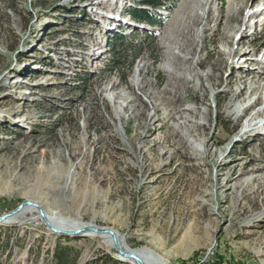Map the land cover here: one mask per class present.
<instances>
[{"label": "rangeland", "instance_id": "obj_1", "mask_svg": "<svg viewBox=\"0 0 264 264\" xmlns=\"http://www.w3.org/2000/svg\"><path fill=\"white\" fill-rule=\"evenodd\" d=\"M138 1L0 0V216L31 200L154 264H264V0H166L155 24ZM23 211L0 222V264H55L56 245L131 264Z\"/></svg>", "mask_w": 264, "mask_h": 264}, {"label": "trees", "instance_id": "obj_2", "mask_svg": "<svg viewBox=\"0 0 264 264\" xmlns=\"http://www.w3.org/2000/svg\"><path fill=\"white\" fill-rule=\"evenodd\" d=\"M138 2L140 6L129 5L126 11L134 21L140 23L155 24L158 22V19L154 18V14H156L155 11L162 6L169 8L172 6H167L166 0H139ZM109 40H111L108 46L112 55V65L120 66L123 60H127L129 58V61H127L130 67L136 45L130 44L129 47H124L120 43L122 37L117 33ZM54 258L56 259L55 264H74V259L70 260L68 258L65 248L58 245H56L54 249Z\"/></svg>", "mask_w": 264, "mask_h": 264}, {"label": "water", "instance_id": "obj_3", "mask_svg": "<svg viewBox=\"0 0 264 264\" xmlns=\"http://www.w3.org/2000/svg\"><path fill=\"white\" fill-rule=\"evenodd\" d=\"M35 206L36 209H38L40 215L42 216V218L46 221V223L48 224V226L51 228L52 231L56 232V233H65V234H81L82 232H94V233H101V234H109L111 236H113L114 238V243L116 246V249L119 253V256L121 258H128V259H134L136 261H138L140 264H144L143 260L139 257V255H137L134 252H124L122 251V249L119 247V245H117V233L112 230L111 228H101L98 226H94V225H88L85 227H80L77 228L75 230H65V229H59L54 227V225H52L51 221L46 217L44 209L40 206V204L31 201V200H25L24 202H22L15 210L8 212L2 216H0V222H8L9 220H11V218L16 217L18 214H20V212H22L27 206Z\"/></svg>", "mask_w": 264, "mask_h": 264}, {"label": "bare ground", "instance_id": "obj_4", "mask_svg": "<svg viewBox=\"0 0 264 264\" xmlns=\"http://www.w3.org/2000/svg\"><path fill=\"white\" fill-rule=\"evenodd\" d=\"M260 10H262V9H260ZM257 13H260V11H258ZM222 21V18H220L219 19V22H221ZM218 32H219V34H221V29L220 28H217L216 29ZM226 37H228V35L226 36ZM219 53L220 54H222V51L221 50H219ZM175 56H173L172 55V59L174 58ZM144 86H143V88H145V84H143ZM147 89V88H146ZM163 94H167V97H166V101H168V103H171V104H176L178 101H179V99H178V97L175 95V94H173L172 92H171V90L170 89H168V88H164L163 89ZM135 99L137 100V101H142L141 99H140V97H138V96H135ZM134 99V100H135ZM173 111V110H172ZM171 111V112H172ZM169 113L167 116H170V117H172L173 116V113ZM260 113V112H259ZM252 118H254V115L252 116ZM163 121V120H162ZM249 126H252V123L251 124H249ZM157 127H159V126H157ZM199 128H197V130H198ZM27 210H31V211H36V209H35V207L34 206H29L28 208H26V210H24L23 212H25V211H27ZM40 220H42V218H40V217H38ZM12 219V218H11ZM14 219V218H13ZM76 223V222H75ZM81 223H77V225H80ZM54 225L56 226L57 225V223L55 222L54 223ZM59 227H62V228H65V227H63V226H59ZM68 227V226H67ZM82 227H85V226H82ZM89 235H97V236H100V237H102L104 240H106L107 241V243L108 244H110L112 247H114L115 246V243H114V238L112 239V237L113 236H111V235H109V234H93V233H90ZM117 245H119V247L122 249V251H124V252H134V253H136L137 255H139V257L143 260V262H144V264H154L153 263V261H151V259H150V255L148 256V249H146V248H142V249H131L130 247H128L121 239H119V241L117 240ZM124 249V250H123ZM124 259H127V261L128 262H130L131 264H140L138 261H136V260H134V259H128V258H124Z\"/></svg>", "mask_w": 264, "mask_h": 264}]
</instances>
